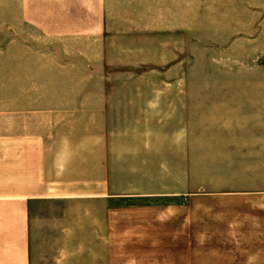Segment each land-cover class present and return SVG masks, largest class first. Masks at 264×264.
Instances as JSON below:
<instances>
[{"label": "crops", "instance_id": "crops-1", "mask_svg": "<svg viewBox=\"0 0 264 264\" xmlns=\"http://www.w3.org/2000/svg\"><path fill=\"white\" fill-rule=\"evenodd\" d=\"M199 17L194 0H0V264H39L90 204L113 214L122 199L184 201L183 187L170 191L166 177L154 189L147 171L157 153L167 176L184 99L169 95L167 65L151 71L160 79L132 74L107 61L106 41L184 39ZM256 239L245 254L264 264V233Z\"/></svg>", "mask_w": 264, "mask_h": 264}, {"label": "rangeland", "instance_id": "rangeland-1", "mask_svg": "<svg viewBox=\"0 0 264 264\" xmlns=\"http://www.w3.org/2000/svg\"><path fill=\"white\" fill-rule=\"evenodd\" d=\"M194 1L200 5L199 23L184 39L106 41L116 51L107 61L132 63V74L160 79L151 71L167 65L169 95L184 99L183 114L170 120L167 176L157 153L147 170L154 189L166 177L170 191L183 187L184 201L122 199L113 214L90 204L78 232L52 234L59 246L41 248L39 264L259 259L245 252L264 233L258 211L264 194L247 204L218 192H264V0ZM129 49L132 55L120 54ZM239 171L245 174L236 176ZM42 240L48 243L49 235L42 233Z\"/></svg>", "mask_w": 264, "mask_h": 264}]
</instances>
